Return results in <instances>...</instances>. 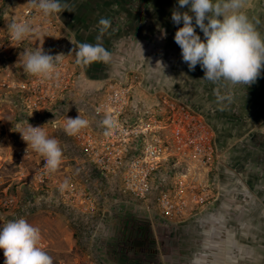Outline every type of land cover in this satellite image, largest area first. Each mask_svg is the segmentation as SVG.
Segmentation results:
<instances>
[{"label":"built area","instance_id":"built-area-1","mask_svg":"<svg viewBox=\"0 0 264 264\" xmlns=\"http://www.w3.org/2000/svg\"><path fill=\"white\" fill-rule=\"evenodd\" d=\"M27 3L28 0H14L10 16V24L27 21L35 30L20 43L27 52L42 48L53 56L63 55L58 61V79L42 80L24 70L12 78H0V100L16 113L12 128L15 139L10 150L19 158L13 160L19 171L13 185L29 192L18 198L10 192L12 181L1 180L0 216L6 213L12 219L24 218L34 206L45 203L62 205L73 219L82 214L95 218V201L104 198L91 193L89 186L95 182L87 176L83 181L66 182L60 186L59 198H50L48 192L56 172L49 173L43 166V157L23 141L18 131L28 124L44 126L48 136L52 131L67 136L66 140L59 139L65 161L69 158L81 167L90 164L99 174L95 184H107L111 195L117 192L135 200L168 221H182L211 202L214 194L210 174L217 153L213 131L205 120L166 94L155 97L150 104L136 100L132 78L110 79L100 88L79 93L68 32L56 14L45 16ZM37 37L42 38L40 45L34 43ZM79 114L89 120L88 127L76 136L67 135L66 117ZM106 116L112 117L113 127L103 125ZM23 160L33 162L31 171H25ZM94 227L95 221L89 227L90 243ZM0 264H4L2 249ZM88 264L99 263L93 259Z\"/></svg>","mask_w":264,"mask_h":264},{"label":"crops","instance_id":"crops-1","mask_svg":"<svg viewBox=\"0 0 264 264\" xmlns=\"http://www.w3.org/2000/svg\"><path fill=\"white\" fill-rule=\"evenodd\" d=\"M80 2L76 0V3ZM76 3L71 6L73 11L79 10ZM112 8L118 11L115 12L116 19L113 21L115 30H109L110 33L109 31L106 33L107 37L102 36L100 41L111 52V62L108 64L97 62L83 69L81 67V70L87 71L88 74H92V70L96 71L91 75L93 77H88L87 82L81 80V85L86 84L92 90L100 88L104 79L125 77L127 70L134 69L138 62L141 64L151 56V49L154 46L146 35H134L133 25H137L139 20L131 18V10L127 4H118L116 8ZM73 11L65 10L59 15L56 14L60 22L68 28L74 24L72 20H76V14H71ZM243 11L254 23L258 21L257 30L264 36V0H246ZM97 17L98 14L94 18ZM89 26L90 24L88 29ZM77 28L74 32L72 30L75 39L73 34L70 35L76 44L97 42V39H91L85 27L77 25ZM41 42V37L34 40L36 45H40ZM71 58L75 61L74 53ZM172 66L174 67L172 76L175 70L179 72L188 69V66L185 68L183 66L182 69L178 61L172 62ZM199 68V66L195 68L194 74L189 69L187 72L190 76L196 74L197 77ZM79 81L80 79L77 80L78 83ZM163 81L154 84L155 88L147 86L144 89L146 84L143 85L144 88L141 84L138 85L134 90V98L150 104L155 98L153 91H162L200 115L213 131L222 170L235 175L242 196L244 214L242 226L228 225L225 227L226 230L223 228L220 234L216 233L214 237L219 238L218 240L206 241L200 246L205 256L200 261L194 259L190 264H264V70L257 81L250 86L212 84L205 80L203 84L206 93L202 103L206 109L204 114L198 110L200 106L197 103L194 108L177 95L165 91L166 84ZM217 89L222 95L230 92L231 100L218 101Z\"/></svg>","mask_w":264,"mask_h":264},{"label":"clouds","instance_id":"clouds-1","mask_svg":"<svg viewBox=\"0 0 264 264\" xmlns=\"http://www.w3.org/2000/svg\"><path fill=\"white\" fill-rule=\"evenodd\" d=\"M178 3L180 8L188 7V11L172 12L173 23H183L175 32L174 41L180 47L182 60L189 71H194L199 65L204 72L202 79L212 84L250 86L255 83L264 70V36L257 30L258 21L254 23L243 11L246 0H178ZM27 4L45 16L73 11L62 0H28ZM98 24L100 35L97 42H80L73 49L75 63L79 66L87 67L97 62L108 64L112 60L111 52L100 42L112 21L101 17ZM197 27L203 33V39L197 34ZM8 28L16 42L35 31L27 21L13 22ZM62 55L53 56L42 48L34 52L26 51L23 56L24 71L42 80L58 79V61ZM157 64L162 65L160 61ZM216 95L218 101L231 100L230 92L222 95L217 89ZM102 123L114 126L111 116H106ZM88 125L89 120L80 114L75 118L66 117L64 131L69 136H76ZM18 132L28 149L43 157L44 168L49 173L56 172L63 161L59 140L50 138L44 126L28 124L26 129ZM41 241L40 229L25 218L12 219L0 225L4 264H54L53 257L41 246Z\"/></svg>","mask_w":264,"mask_h":264},{"label":"flooded vegetation","instance_id":"flooded-vegetation-1","mask_svg":"<svg viewBox=\"0 0 264 264\" xmlns=\"http://www.w3.org/2000/svg\"><path fill=\"white\" fill-rule=\"evenodd\" d=\"M80 1L76 3V0H62L70 6L73 3L79 6V10L71 13L76 14V20H72L74 24L70 28L61 22L68 32L73 49L76 43L70 35L75 37L73 32L78 29L77 25L85 27L91 39H97L100 35V18H110L112 24L109 30H115L113 21L116 19L115 12L118 11L112 7L127 4L131 10V18L140 22L133 25L134 35L146 34L147 38L165 47L164 50H168L167 54L173 60L182 59L181 49L175 43L174 36L183 23L176 25L171 17L173 10L184 12L188 11V7L180 8L178 0ZM97 14L99 17L94 18ZM105 36L107 37L106 33L103 37ZM164 50L161 48L162 52ZM137 72L124 77L133 79L134 90L140 85L137 84L140 78ZM138 74L140 75L139 72ZM161 94L170 96L162 91H153L154 97ZM221 167L219 155L216 154L210 174L214 185L211 202L182 221H168L155 210H148L135 200L111 196V200L115 201L113 206L106 207V212L104 209L97 210L95 214L93 241L90 246L93 249V259L99 264H190L194 259L200 261L205 256V252L200 250L204 242L218 240L214 235L220 234L228 225L240 227L243 224L242 196L235 175L223 171Z\"/></svg>","mask_w":264,"mask_h":264},{"label":"rangeland","instance_id":"rangeland-1","mask_svg":"<svg viewBox=\"0 0 264 264\" xmlns=\"http://www.w3.org/2000/svg\"><path fill=\"white\" fill-rule=\"evenodd\" d=\"M13 4L14 0H0V47L3 45L5 46L4 48H0V78L3 76L7 78L15 77L16 75H20L21 71L24 70L23 56L24 52L27 50L24 48V43L16 42L12 39L8 28L11 20V11L14 9ZM153 29L154 28H152V30ZM196 32L202 39L204 38L203 33L198 27L196 28ZM148 40H150V43L155 44L152 47L153 49H151V56L141 64L138 62L137 67L134 69H130V71L127 70L125 75L128 76L134 71H140V75L137 72V75L140 77L137 80V84H141L143 88V85L146 84L144 89H146L147 86H149V88H155L156 86L154 84H158L161 80H164V83L167 81V83H165L166 87H164L165 91L177 95L180 99L185 100V102L191 104L194 108L196 106L195 103H197L198 106H200L198 110L201 111L200 113L204 114L206 109L205 105L202 103L204 102L205 98H203V96L206 92L203 84L205 80L202 79L204 76L203 70L201 68L198 69L197 77L196 74L190 76L187 72L188 69L180 70L179 72L175 70V74L172 76L174 71L172 62L174 63L175 60L178 61L182 69L183 66L184 68L187 66L184 65L186 63H184L182 59L178 60L174 58L175 60H173L167 54L168 50H164L165 47L158 45L153 39L148 38ZM31 42H33V39ZM161 48H163V52ZM158 61H160L162 65L157 64ZM166 64H168V66ZM81 67L82 66L76 64L77 80L80 79V83L77 82L79 93L83 90H92L86 84H81L83 80L87 82L88 77H93L91 75L96 72L92 70V74H88L86 70V72L82 71ZM169 70L170 72L168 73ZM195 77L196 81L194 83ZM110 79L107 78L102 81L104 82ZM122 79L113 80L119 81ZM1 94L2 91H0V95ZM15 114V110L11 108L7 102H2L0 100V179L2 178L4 183H7V181L11 183L16 172L19 171L17 165L13 163V160L17 159V161H19V158L11 153L10 150L11 141L15 139L12 132L13 124L16 120ZM49 137L59 140L61 135L52 131ZM61 138L66 140L68 137L64 135ZM23 162V164L26 165L25 171H31L33 169L32 161L23 160ZM77 163L69 158L66 159V161L63 159L60 167L53 175V185L48 192L49 196L52 195L54 198L58 199L61 191L60 186H64V184L69 181H83L86 176L90 181L94 180L96 183L98 178L92 176L94 174V168L88 163L82 164V167L81 165L77 166ZM13 182L15 181H12L11 193L18 198L22 197L23 193H25V195L29 194L28 191L26 192L24 189L17 188L16 184L13 185ZM91 183L92 184L89 186L91 188V193L95 195L99 193L100 196H104V198H99L95 201L96 209L99 211L104 209L106 212V207H112L115 203V201L111 200V196H114L109 192L111 187L107 184H95L92 181ZM212 187L214 194V185H212ZM36 194L40 195L39 192ZM52 196L50 198H52ZM115 196L119 197L117 192ZM63 208L62 205L53 204L51 206V204L46 205L42 203L40 207L34 206L30 214L24 218L40 229L42 234L41 246L53 257L54 264H88L89 261L93 260V249L90 247L91 243L88 240L89 235H86L85 232L77 231L74 229V226H77L79 223L82 225L81 230H84V227H88V225L90 227V224L94 225L95 218L82 214L76 219H73L74 216L72 213L67 212ZM9 220H12L11 214L8 215L3 213V215L0 216V225Z\"/></svg>","mask_w":264,"mask_h":264},{"label":"trees","instance_id":"trees-1","mask_svg":"<svg viewBox=\"0 0 264 264\" xmlns=\"http://www.w3.org/2000/svg\"><path fill=\"white\" fill-rule=\"evenodd\" d=\"M93 172V171H92ZM94 174L92 175L93 177H97V178H99L98 176H99V174L97 173V171L96 170H94V172H93ZM81 227H82V225H77V226H74V229H76L77 231H79V232H85V234L86 235H88L90 232V230H89V227H84V230H81ZM82 234V233H81Z\"/></svg>","mask_w":264,"mask_h":264}]
</instances>
